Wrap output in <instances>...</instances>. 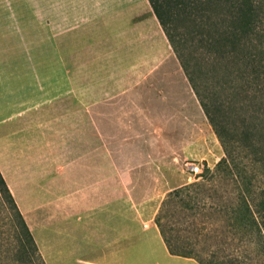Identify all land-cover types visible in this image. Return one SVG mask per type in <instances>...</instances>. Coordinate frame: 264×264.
Returning a JSON list of instances; mask_svg holds the SVG:
<instances>
[{
    "label": "crops",
    "instance_id": "obj_1",
    "mask_svg": "<svg viewBox=\"0 0 264 264\" xmlns=\"http://www.w3.org/2000/svg\"><path fill=\"white\" fill-rule=\"evenodd\" d=\"M92 3L95 14L104 8L103 22L97 15L89 17L85 0H0L1 7L16 13L29 56L22 64L0 63V174L44 262L47 253L39 230L55 214L75 220L67 241V257L73 262L154 264L156 254L169 255L154 214L141 218L138 207L124 205L120 177L116 189L107 191L105 154L96 164L98 173H91V119H102L91 104L102 94L98 88L103 81L90 72L103 69L96 57L101 54L100 33L113 46L126 41L138 21L150 22L153 31L156 19L147 0ZM2 19L0 25H5ZM8 37L0 34V51L11 47ZM98 133H103L101 121ZM49 166L62 177L69 166L80 167L87 183L45 199L39 195L34 168L44 171Z\"/></svg>",
    "mask_w": 264,
    "mask_h": 264
},
{
    "label": "rangeland",
    "instance_id": "obj_2",
    "mask_svg": "<svg viewBox=\"0 0 264 264\" xmlns=\"http://www.w3.org/2000/svg\"><path fill=\"white\" fill-rule=\"evenodd\" d=\"M92 1L96 0H85L89 17L97 15L103 22L104 8H99L98 14L93 13V7H96ZM0 14L2 22H5V25H0L3 29L0 34L9 35L11 44V47L6 46L7 49L0 51V63L28 62L23 37L18 32L16 13L11 7L0 6ZM8 23L12 24L11 31ZM131 28L126 41L117 39L119 42L113 46L109 45L105 32L99 36L97 51L101 54L96 57L103 69L90 74H96L95 78L103 81V85L98 88L102 94L92 98L95 100L91 108L101 113L102 119H91L90 168L92 174H97L99 168L96 164L105 154L103 173L107 176V191L116 189L120 177L124 205L127 202V205L138 207L140 217L145 218L155 214L169 190L200 181L223 151L156 20L153 31L150 22L138 21ZM200 74L208 86L214 85L219 98L225 95L236 100L237 96L231 97V91L238 86L236 80H229L227 84L222 82L223 90H220L215 80L217 74L212 75L205 69ZM250 108L255 107L250 105ZM224 110L223 118L234 132L231 134V145L234 146L235 170L248 176L254 185L264 187V170L249 161L252 147L244 148L240 145L243 140L238 139L239 131L248 122L246 119L242 121V116L246 118L249 109L235 102L232 108ZM100 121L103 133L99 135ZM100 147L101 150L98 149ZM188 162L197 163L202 172L190 174ZM34 169L37 170L39 195L45 199L54 200L58 190L71 192L78 183L86 184L88 179L84 170L76 166H69L63 177L51 173L55 169L53 166L46 167L44 171L39 167ZM113 177L117 178L116 182ZM226 182L220 184L221 198L204 195V201L212 207L223 204L231 196V182L228 179ZM182 214V211L176 212L171 218L172 225L183 227L188 222V218L183 221ZM208 220L218 231L224 228L222 217L211 214ZM73 223L76 224L72 217L67 221L66 215L58 218L53 214L49 224L40 228L43 249L47 253L45 264H81L67 257L68 228L72 232ZM178 234L183 237L187 233L180 230ZM20 238L21 230L13 210L0 194V264H41L27 244L21 245ZM155 257L154 264H197L192 259L166 255L162 251ZM124 264L136 263L124 261Z\"/></svg>",
    "mask_w": 264,
    "mask_h": 264
},
{
    "label": "trees",
    "instance_id": "obj_3",
    "mask_svg": "<svg viewBox=\"0 0 264 264\" xmlns=\"http://www.w3.org/2000/svg\"><path fill=\"white\" fill-rule=\"evenodd\" d=\"M147 2L223 151L200 181L174 187L160 201L153 222L162 244L169 255L197 264H264V187L235 170L234 132L223 118L224 108L235 102L249 109L238 139L244 148L252 147L250 163L264 170V0ZM203 69L218 75L213 77L220 90L222 82L236 80L232 96L225 93L236 100L219 98L214 85L202 80ZM226 179L231 196L218 207L207 204L204 195L221 198ZM0 194L17 219L21 245L45 264L1 174ZM181 211L188 222L175 227L171 218ZM211 214L222 217L223 229L213 227ZM180 230L187 234L182 237Z\"/></svg>",
    "mask_w": 264,
    "mask_h": 264
},
{
    "label": "built area",
    "instance_id": "obj_4",
    "mask_svg": "<svg viewBox=\"0 0 264 264\" xmlns=\"http://www.w3.org/2000/svg\"><path fill=\"white\" fill-rule=\"evenodd\" d=\"M187 168H188L190 174H196V173L201 172L200 167L195 162H188Z\"/></svg>",
    "mask_w": 264,
    "mask_h": 264
}]
</instances>
